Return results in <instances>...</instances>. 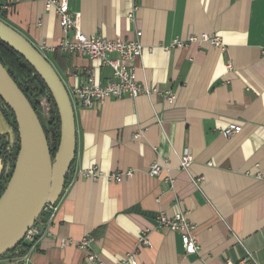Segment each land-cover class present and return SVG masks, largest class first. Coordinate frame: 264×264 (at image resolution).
<instances>
[{"label": "crops", "instance_id": "0c3cea01", "mask_svg": "<svg viewBox=\"0 0 264 264\" xmlns=\"http://www.w3.org/2000/svg\"><path fill=\"white\" fill-rule=\"evenodd\" d=\"M69 6L87 34L134 39L142 32L137 78L174 91L176 100L141 95L109 98L99 109L77 107L73 170L54 217L39 222L25 253L0 264H96L79 246L87 236L89 249L108 263L135 251L138 264H264V0H69ZM2 13L34 45L46 42L44 53L67 88L91 65L99 80L111 77L98 61L58 47L59 18L43 0H0ZM202 34L223 46L190 39ZM229 126L242 129L228 136ZM12 133L0 107V135ZM186 153L193 156L188 169L180 166ZM165 159L166 169L149 175L150 165ZM94 165L106 176L81 175ZM124 170L133 177L121 183L108 177ZM177 212L195 225V253H186L179 232L157 222L159 214ZM61 239L71 242L61 247Z\"/></svg>", "mask_w": 264, "mask_h": 264}, {"label": "water", "instance_id": "95a60500", "mask_svg": "<svg viewBox=\"0 0 264 264\" xmlns=\"http://www.w3.org/2000/svg\"><path fill=\"white\" fill-rule=\"evenodd\" d=\"M0 39L41 76L60 118V142L52 157L43 124L31 102L0 61V97L14 112L19 152L13 173L0 196V258L19 244L47 203H56L76 154L75 109L53 64L24 34L0 18ZM3 170L0 158V174Z\"/></svg>", "mask_w": 264, "mask_h": 264}, {"label": "built area", "instance_id": "2783aa9c", "mask_svg": "<svg viewBox=\"0 0 264 264\" xmlns=\"http://www.w3.org/2000/svg\"><path fill=\"white\" fill-rule=\"evenodd\" d=\"M45 8L48 11H53L57 14L62 28L63 37L61 38L58 47L68 53L78 54L89 58L92 62L98 61L102 67H108L112 70V75L107 81H102L97 78V73L94 66H88L85 69V77L81 82L67 88L74 106L99 109L103 103L109 98L121 99L124 97L137 98L141 95L153 97L160 94L165 101L172 105L176 100V93L172 90L162 92L155 86H149L139 82L136 72V61L141 57L143 52V44L140 41L142 32H137V38L124 39L121 37H105L98 34H87L83 31L80 16L78 13H73L70 10L69 0H43ZM132 17V15H131ZM191 40H209L217 46H223L221 39L217 36L210 37L208 34H202L199 38L192 37ZM183 45L180 40H175L174 45ZM36 46V45H35ZM43 54L47 45L42 41L36 46ZM78 74L72 72V76ZM241 126H229L225 129L228 136H233L240 132ZM139 134H136L138 136ZM193 156L191 154H183L180 158L181 168L188 169ZM167 160L153 162L148 173L151 176L160 175L166 169ZM132 170H124L112 172L108 177L115 182H122L126 178L133 177ZM85 178L98 180L106 176L97 165L86 168L82 171ZM170 181L171 178H168ZM203 178H198L197 182L202 183ZM56 203H47L43 212L49 215V219L54 217ZM159 225L179 232L185 246V251L188 254L197 252L198 241L194 234L195 225L189 221L186 212H177L173 216L159 214L157 216ZM39 234V225L34 223L24 236V240L31 244L36 242ZM93 237H84L79 246L87 251V261L95 262L96 264H138V258L135 251L128 252L121 259L114 263H108L100 258L99 255L89 249ZM71 240L61 239L60 246L65 247ZM141 242L149 244V241L144 236ZM249 257L253 258L251 254ZM27 264V263H25ZM227 264H234L228 261Z\"/></svg>", "mask_w": 264, "mask_h": 264}, {"label": "trees", "instance_id": "16d2710c", "mask_svg": "<svg viewBox=\"0 0 264 264\" xmlns=\"http://www.w3.org/2000/svg\"><path fill=\"white\" fill-rule=\"evenodd\" d=\"M4 16L6 15H4L3 13L0 14V18L5 22H7ZM0 61L3 63L6 69H8L10 75L16 81L15 83H17L19 87L22 89V92L25 93V96H27L32 106L34 107L36 113L38 114L43 124L46 136L48 138L52 157H54L60 142V118H59L57 106L55 104L53 96L51 95V92L49 91L48 86L41 78V76L36 72V69H34L22 57V55L16 52V50H14L11 46H9L8 43L6 44L1 39H0ZM42 97H46L51 105L49 111L50 116H49L48 124L44 122L41 111L40 109H38L39 101ZM0 107L3 114L5 115V117L7 118L13 129V133H12L13 137L10 136V134L0 135V158L2 159V163H3V170L0 174V196H1L13 173L15 167L14 163H16L20 144H19L18 128H17L14 112L11 110V108H9V105L2 97H0ZM73 165H74V161L71 165L68 175L66 176L65 187L69 183L70 175L73 170ZM48 216L49 215L47 213L42 212L41 216H39L36 223L39 224L40 221L47 220ZM30 247L31 244L23 239L19 244H16L14 248H12L2 257L23 254Z\"/></svg>", "mask_w": 264, "mask_h": 264}, {"label": "rangeland", "instance_id": "374dc122", "mask_svg": "<svg viewBox=\"0 0 264 264\" xmlns=\"http://www.w3.org/2000/svg\"><path fill=\"white\" fill-rule=\"evenodd\" d=\"M50 107H51V105H50L48 99L46 97H42L39 101V108L38 109H40L41 114H42V118H43L44 122L47 124H48V120H49V116H50V113H49Z\"/></svg>", "mask_w": 264, "mask_h": 264}]
</instances>
